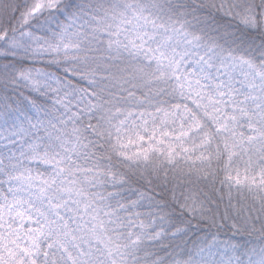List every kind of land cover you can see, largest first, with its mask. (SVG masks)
Wrapping results in <instances>:
<instances>
[{"label": "snow or ice", "instance_id": "obj_1", "mask_svg": "<svg viewBox=\"0 0 264 264\" xmlns=\"http://www.w3.org/2000/svg\"><path fill=\"white\" fill-rule=\"evenodd\" d=\"M0 264H264V0H0Z\"/></svg>", "mask_w": 264, "mask_h": 264}]
</instances>
